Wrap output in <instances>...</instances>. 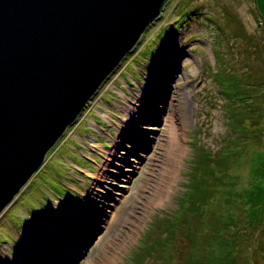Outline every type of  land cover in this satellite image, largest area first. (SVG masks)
Returning <instances> with one entry per match:
<instances>
[{
  "label": "rangeland",
  "instance_id": "obj_1",
  "mask_svg": "<svg viewBox=\"0 0 264 264\" xmlns=\"http://www.w3.org/2000/svg\"><path fill=\"white\" fill-rule=\"evenodd\" d=\"M248 34L264 42V0H168L0 215V264H130L151 222L186 201L194 142L234 152L220 81L230 87L249 64L262 66ZM243 127L248 145L217 167L205 203L181 215L169 264L220 254L222 220L234 216L239 234L249 223L246 189L264 179V121ZM260 224L245 236L248 264H264Z\"/></svg>",
  "mask_w": 264,
  "mask_h": 264
},
{
  "label": "water",
  "instance_id": "obj_2",
  "mask_svg": "<svg viewBox=\"0 0 264 264\" xmlns=\"http://www.w3.org/2000/svg\"><path fill=\"white\" fill-rule=\"evenodd\" d=\"M165 0H0V215Z\"/></svg>",
  "mask_w": 264,
  "mask_h": 264
},
{
  "label": "trees",
  "instance_id": "obj_3",
  "mask_svg": "<svg viewBox=\"0 0 264 264\" xmlns=\"http://www.w3.org/2000/svg\"><path fill=\"white\" fill-rule=\"evenodd\" d=\"M167 1L168 0H165L162 4V9ZM244 33L246 34L245 31ZM248 39L251 46V44H253L251 43V34H248ZM252 46L256 51L263 53L264 42L259 43L257 41L254 42ZM261 63L262 66L257 69L253 67V64H249L242 74V79L240 78L241 82L239 79L237 81L239 83H232L229 85L230 87L222 80L220 81L223 93L227 96L224 103L226 115L229 118V124L232 125V128L237 132L233 140L235 146L230 145L231 150L235 153H237V148L239 146L248 145L249 142L247 138H250L252 135V133L244 130V123L249 122L255 127L259 126L264 121V60H261ZM218 74L221 73L218 71ZM235 85H237L236 91L234 90L236 88ZM240 86H242L241 89H239ZM258 100L261 101L258 102ZM194 146L195 152L192 166L189 167L188 171L190 178L188 182H186L189 186L186 193L187 195L185 196L186 201L184 202L182 199V203H180L177 211L172 212L171 217L165 218V221L161 222V218L157 216L154 221L151 222L152 225L148 227L141 237V245L139 246V248H141L140 251L130 255V264H169L172 257L168 251H165L169 247V242L178 235L181 226H184L181 215L186 213L188 209L189 211L198 209L205 203L204 200L210 196V187L212 186L210 178L216 177L218 173L217 167H221L225 159H227L228 153L226 152L228 150L224 148L215 153L209 147L201 145L197 141L194 142ZM261 152L263 153V157L261 158L264 159V147L261 149ZM257 153L259 154V152H255V156H257ZM260 163L261 166L264 167V160ZM219 169L222 170V168ZM219 175L220 174L217 176L219 177ZM260 180L261 179H259L258 182H260ZM263 181L264 179L261 183L255 184L256 186L246 189L245 199L249 201L250 204V220L249 223L246 224V227L242 229L243 231L239 234V229L235 225L233 219L234 216L222 220V225H224L227 230L225 231L227 234L224 230L220 229L223 227L221 225L214 235V238L219 240L222 244L221 253L217 254L215 251H212L209 256L210 258L190 253L183 264H248L247 257H245L246 260L244 261L240 253L249 250L244 248H249L250 245L249 242H244V240H248L245 236L250 233L249 225L256 221L259 222V224L262 223L259 225L260 228H258V230L264 227L262 226L264 225V200L260 204V199L264 195ZM61 191L63 192V190ZM235 192L236 191H233V193ZM69 193L72 195L73 191L69 190ZM186 202L187 204H184ZM257 204H259V206H257ZM168 223H170V225H166ZM153 225L155 226V231H153ZM163 228L171 231L167 240L159 234L160 230ZM148 238L150 243L148 242ZM250 240L254 242L255 238L250 237ZM255 244L258 246V243ZM157 254H159L160 257Z\"/></svg>",
  "mask_w": 264,
  "mask_h": 264
},
{
  "label": "bare ground",
  "instance_id": "obj_4",
  "mask_svg": "<svg viewBox=\"0 0 264 264\" xmlns=\"http://www.w3.org/2000/svg\"><path fill=\"white\" fill-rule=\"evenodd\" d=\"M145 95H146V94H145ZM68 230H69V231H72V228H70V229H68ZM74 235H76V233H75ZM66 236L68 237V236H70V235H69V234H67ZM73 239H74V238H73ZM55 245H58V243H56ZM56 248L58 249L57 251H60V249H61V246H56ZM53 253H55V254H56L57 252H53Z\"/></svg>",
  "mask_w": 264,
  "mask_h": 264
}]
</instances>
